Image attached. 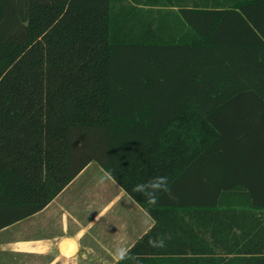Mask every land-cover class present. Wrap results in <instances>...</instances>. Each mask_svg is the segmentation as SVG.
Wrapping results in <instances>:
<instances>
[{
	"label": "trees",
	"instance_id": "16d2710c",
	"mask_svg": "<svg viewBox=\"0 0 264 264\" xmlns=\"http://www.w3.org/2000/svg\"><path fill=\"white\" fill-rule=\"evenodd\" d=\"M249 141L264 160V0H0V229L94 161L153 219L139 264H264ZM158 175L174 198L133 191Z\"/></svg>",
	"mask_w": 264,
	"mask_h": 264
},
{
	"label": "crops",
	"instance_id": "0c3cea01",
	"mask_svg": "<svg viewBox=\"0 0 264 264\" xmlns=\"http://www.w3.org/2000/svg\"><path fill=\"white\" fill-rule=\"evenodd\" d=\"M248 144H250V146L247 149L248 154H246L244 156V158L241 162L242 170L246 171L243 174L244 175L246 174L249 176H255V175L259 176L260 171L262 172L264 170V160L263 159L260 160V157L257 155V153L256 152L254 153V149H255L254 144L251 141H249ZM237 167H238V163L232 162V165L228 166L227 170L228 169H230V170L236 169L237 170ZM87 168H88V166H86L57 196H59L65 189H67V187L69 185H71L74 181H76V179H78V177L83 175L84 172L87 170ZM216 170L221 171L222 166L217 165V164H213V163L209 164L206 162H202L196 168V174L200 175V174H205L208 172L209 175H216L217 174L215 172ZM93 174L98 175V177L101 178L103 186H101V193L99 194V198L97 197L98 202H99V205L97 207L98 214H93L92 216H91V214H85L84 215V217H86L85 222L80 227V228H83V231H85L87 229H91L93 227V225H96V224L97 225L99 224L100 226L103 225L105 223L104 222L105 220L103 219V217H104L105 210L107 208L110 207L111 210L114 211V213L116 212V210L121 211L122 204H118V203L126 197L124 195H127L122 190V188L119 185H117V183L112 178L102 180V177H104L107 173L101 167H100V171L95 170ZM86 197H87V200L90 199V201H92L94 203L95 198L92 195L87 194ZM55 198L49 204H47L43 209L34 213L33 215L26 217V218L18 221L17 223H13V224H11V225L3 228V229H0V231H7L8 229H11L15 225H17V227L19 229L21 228V225H24V224L26 225L27 228H25L23 230L28 231V232H26V233L21 232L20 235L23 236L20 238L21 240L18 242H15V244L13 243L14 246H18L19 248L21 247L22 249H24L26 251V253H22L21 255L17 256V257L21 256L19 264H58V263L59 264H70L71 257L76 252L77 245H78L77 241L81 237V234H77L76 236H74V235L73 236H71V235L62 236L60 238V240L55 245V251H54L55 254L54 255L48 254L49 249L46 248V245H48L49 243L46 244L45 242H47V241L44 238L40 237V235L38 234L40 232V228L42 229V225L47 224V222H49L51 219H53L57 216L60 217V215L57 213V211L61 212V217L58 219V221L62 224V229L64 231H65L67 224H68V216H67L68 214L67 213L70 212V216H72V217H74V215L76 214L74 211L77 208L76 204L70 200H67L63 204H58V205H62V206L58 209H55L54 208ZM125 199H127V198H125ZM127 202L128 201H126V203ZM87 205H88L87 208L90 209L91 206L89 205V200H88ZM136 205H138V204L136 203ZM134 207H135V208H133V210L135 211L134 212V217H135L134 221L138 222L139 218L137 217V215H139L140 218L142 219V222L139 225V227L136 228L137 231L140 229L139 234H137L129 243H128V241H126L125 245L127 247L132 245V243L140 235H142L145 231H147L153 225V219L139 205H138V207H140V208H138L135 205H134ZM63 209H65V211H62ZM67 209L72 210V211H66ZM55 210H57V211L55 212ZM141 211H143V212H141ZM41 216H43V218H46V219L44 220L42 218H39ZM39 219H42V221L43 220L44 221L42 222ZM73 221H74V218H73L72 222ZM31 225H32L33 229H29V227ZM101 230L104 231L103 227H101ZM123 242L124 241L122 240L121 237L115 239L114 242H112V241L109 242L107 245L105 242L104 251L102 253V260L105 261L106 257L110 258L112 256H115L112 252V249L114 250L116 245L118 246L119 244H121ZM8 244L9 243H7V242L5 243L4 241L0 244V246H2V248L5 252H6L5 249L7 248V246H9ZM14 253L15 252H12L10 250L9 255L7 256L9 258H4L2 255L3 264H13L14 263L13 260H15L14 258L17 259V257H15L16 255H14ZM109 255H112V256H109ZM114 262L115 261H113L110 264H113Z\"/></svg>",
	"mask_w": 264,
	"mask_h": 264
},
{
	"label": "rangeland",
	"instance_id": "374dc122",
	"mask_svg": "<svg viewBox=\"0 0 264 264\" xmlns=\"http://www.w3.org/2000/svg\"><path fill=\"white\" fill-rule=\"evenodd\" d=\"M87 166L88 168L84 172V174L78 177L76 181L69 185L67 189H65L59 196L55 198V209L60 208L62 205L58 204H63L67 200L73 201L77 207L74 210L76 213L74 217L70 216V212L67 213L68 224L65 231L62 229V224L58 221V219L61 217V212L55 210V212L57 211L60 217L57 216L51 220L49 219L50 221L47 222V224L42 225V229L40 228V232L38 234L40 235V237L44 238L47 241L45 242L46 244L49 243L48 245H46V248L49 249V255L55 254V245L62 236H76L77 234H81V237L77 241L78 245L76 252L71 257L70 264H110L115 261V256L109 255L112 257H106L105 261L102 260V253L104 251L105 242L107 245L109 242H114L115 239L121 237L124 241V244L126 243V241H128L129 243L137 234H139L140 229L137 231L136 228L139 227L142 219L139 215H137V217L139 218L138 222L134 221L135 211L133 210V208H135L134 205L137 207L138 205H136V203L128 195H124L127 199L124 198L118 203L122 204L121 211L116 210V212L114 213V211L111 210L110 207L107 208L103 217V219L105 220V223L103 225L100 226L98 224L100 226L99 227L96 224L93 225L91 229L83 231V228L80 227L85 222L86 217H84V215L91 214L92 216L93 214H98L97 207L99 205V202L97 197L99 198V194L101 193V186H103L101 178L98 177V175L93 174L95 170L100 171V166L94 161L90 162ZM87 194L92 195L95 198L94 203L90 201V199H88L89 205L91 206L90 209L87 208ZM126 201L128 202L126 203ZM62 211H65V209H63ZM66 211L72 210L67 209ZM39 218H42L44 220L46 219L43 218V216ZM73 218L74 221L72 222ZM42 219L39 220L42 221ZM15 226V228L12 227L7 231H0V244L3 241L5 243H9V246H7V248L5 249L6 252L3 250L2 246H0V264H3L2 255L4 258H9L7 256L9 255L10 250L12 252H15V257L21 255L22 253H26L24 249H22L21 247L19 248L18 246H14L13 243L15 244V242L21 240L20 238L23 236H21L20 234L21 232H28L23 230L27 227L25 224L21 225L20 229L17 227V225ZM101 227H103L104 231L101 230ZM29 229H33L32 225L29 227ZM116 248L117 245L114 250L112 249L114 255L116 252ZM20 258L21 256L17 257V259L14 258L15 260H13V262L15 264H19Z\"/></svg>",
	"mask_w": 264,
	"mask_h": 264
},
{
	"label": "clouds",
	"instance_id": "9594fccd",
	"mask_svg": "<svg viewBox=\"0 0 264 264\" xmlns=\"http://www.w3.org/2000/svg\"><path fill=\"white\" fill-rule=\"evenodd\" d=\"M104 179H111L110 174H106L102 177ZM133 191L138 194H141L145 197L146 200L155 204L158 203V194L164 193L169 198H174V194L172 193L171 188L168 184L167 176H154L151 177L141 183L134 185ZM149 244L153 247H163L165 246V239L161 236L159 239L150 238ZM130 259L135 262V264H139V259L131 253V249L128 248L125 244L121 243L117 246L115 252V264H120L121 260Z\"/></svg>",
	"mask_w": 264,
	"mask_h": 264
}]
</instances>
